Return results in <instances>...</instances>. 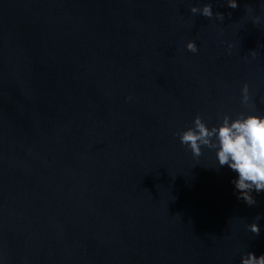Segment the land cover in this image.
<instances>
[{"label": "water", "instance_id": "water-1", "mask_svg": "<svg viewBox=\"0 0 264 264\" xmlns=\"http://www.w3.org/2000/svg\"><path fill=\"white\" fill-rule=\"evenodd\" d=\"M204 2L224 20L189 11ZM261 3L0 0V264L264 254V192L237 199L215 151L194 158L173 135L197 114H264V20L246 12Z\"/></svg>", "mask_w": 264, "mask_h": 264}, {"label": "clouds", "instance_id": "clouds-1", "mask_svg": "<svg viewBox=\"0 0 264 264\" xmlns=\"http://www.w3.org/2000/svg\"><path fill=\"white\" fill-rule=\"evenodd\" d=\"M226 4L232 9L238 7L237 0H226ZM189 11L193 15L199 14L209 19L215 17L221 22L224 20L223 13L213 12L210 2H204L200 6L192 5ZM246 12L251 15L253 25H260L264 20V3L260 4L259 14L252 15L254 10L250 6H246ZM228 15L231 16V13ZM185 47L193 53L198 51L192 40H188ZM231 47L229 44V54ZM248 53L253 59L259 55L257 49L249 50ZM240 92L241 105L254 108L247 83L242 84ZM173 135L190 149L194 158L198 159L203 154L202 148L214 150L218 165H226L237 174L231 181L238 190L237 199L243 200L249 206L257 203L252 192H264V114L253 111L239 112L234 117L225 114L211 126L197 114L193 117L191 126L176 131ZM260 219L257 215L253 222L246 225L255 236L261 231L256 222ZM240 264H264V254L256 256L250 251L241 252Z\"/></svg>", "mask_w": 264, "mask_h": 264}]
</instances>
